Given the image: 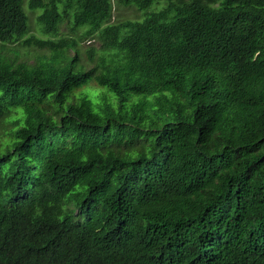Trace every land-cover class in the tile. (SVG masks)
Masks as SVG:
<instances>
[{
  "label": "trees",
  "instance_id": "1",
  "mask_svg": "<svg viewBox=\"0 0 264 264\" xmlns=\"http://www.w3.org/2000/svg\"><path fill=\"white\" fill-rule=\"evenodd\" d=\"M0 264H264V0H0Z\"/></svg>",
  "mask_w": 264,
  "mask_h": 264
},
{
  "label": "rangeland",
  "instance_id": "2",
  "mask_svg": "<svg viewBox=\"0 0 264 264\" xmlns=\"http://www.w3.org/2000/svg\"><path fill=\"white\" fill-rule=\"evenodd\" d=\"M164 4V1H161L158 5L153 6L154 8H160ZM152 7V8H153ZM114 14L113 20H139L142 18L143 13L137 10L135 7L132 6H122L116 3L113 4Z\"/></svg>",
  "mask_w": 264,
  "mask_h": 264
}]
</instances>
